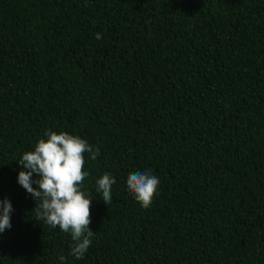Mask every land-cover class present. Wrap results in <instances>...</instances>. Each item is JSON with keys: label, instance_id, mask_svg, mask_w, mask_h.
Here are the masks:
<instances>
[{"label": "trees", "instance_id": "1", "mask_svg": "<svg viewBox=\"0 0 264 264\" xmlns=\"http://www.w3.org/2000/svg\"><path fill=\"white\" fill-rule=\"evenodd\" d=\"M48 130L100 152L84 154L79 260L17 182ZM146 170L160 184L143 209L127 177ZM4 199L0 264H264V0H0Z\"/></svg>", "mask_w": 264, "mask_h": 264}, {"label": "clouds", "instance_id": "2", "mask_svg": "<svg viewBox=\"0 0 264 264\" xmlns=\"http://www.w3.org/2000/svg\"><path fill=\"white\" fill-rule=\"evenodd\" d=\"M95 38L101 39L97 33ZM47 139H39L34 150L25 152L18 165L23 169L17 175L18 184L37 201L36 219L51 228L70 233L73 246L69 255L82 259L92 243L90 230L91 203L90 194L82 190L83 181L89 175L84 171L85 153L96 160L100 155L78 136L55 131H45ZM38 178L33 180V175ZM115 179L104 173L95 181L96 191L102 194L105 205L111 203L112 185ZM33 184L36 187H33ZM160 180L151 170L130 173L127 177V189L136 202L143 208L151 206ZM12 205L0 200V233L11 228ZM60 264H66V257L59 256Z\"/></svg>", "mask_w": 264, "mask_h": 264}]
</instances>
